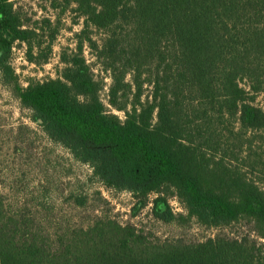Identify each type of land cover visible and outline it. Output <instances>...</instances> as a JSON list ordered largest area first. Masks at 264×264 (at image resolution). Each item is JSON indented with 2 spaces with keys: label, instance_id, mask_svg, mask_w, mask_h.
Returning a JSON list of instances; mask_svg holds the SVG:
<instances>
[{
  "label": "trees",
  "instance_id": "trees-1",
  "mask_svg": "<svg viewBox=\"0 0 264 264\" xmlns=\"http://www.w3.org/2000/svg\"><path fill=\"white\" fill-rule=\"evenodd\" d=\"M74 1L84 17L75 50L62 54L59 77L17 86L21 103L106 186L144 198L171 188L200 224L244 221L253 235L153 240L102 216L88 226L40 218L42 204L32 214L0 188V264H264V184L236 164L240 155L248 169L263 163L252 143L264 135L254 102L264 90V0ZM33 33L0 0V71ZM85 43L111 73L109 101L123 120L100 99ZM154 209L175 217L166 203Z\"/></svg>",
  "mask_w": 264,
  "mask_h": 264
},
{
  "label": "rangeland",
  "instance_id": "rangeland-1",
  "mask_svg": "<svg viewBox=\"0 0 264 264\" xmlns=\"http://www.w3.org/2000/svg\"><path fill=\"white\" fill-rule=\"evenodd\" d=\"M10 1L24 26L34 33L29 41L14 42L7 68L0 71V188L9 203L25 206L34 214L38 202L42 204L37 213L40 218L51 216L55 221L70 218L80 226H88L95 217H106L123 225L132 224L150 239L159 241L196 243L220 231L235 235L250 231L244 221L225 229L200 224L188 215L184 203L171 188L145 198L110 188L94 174L90 162L78 160L70 150L52 140L35 111L21 103L16 87L60 76L64 67L61 56L75 50L84 17L76 10L74 0ZM87 34L96 39L101 36L91 30ZM83 55L100 84L99 96L106 109L123 120L124 113L109 101L111 73L101 66L87 43ZM130 79L128 75L127 80ZM242 85L247 87L245 82ZM148 94L149 88L145 86L142 99ZM129 97H121L120 102H129L132 99ZM254 102L264 109V90L256 94ZM254 136V154L262 155L263 163L248 169L249 161L240 155L236 164L251 171L249 176L264 184V135ZM162 202L175 215L171 222L156 215L154 208Z\"/></svg>",
  "mask_w": 264,
  "mask_h": 264
}]
</instances>
